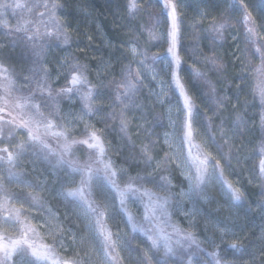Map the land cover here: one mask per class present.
Listing matches in <instances>:
<instances>
[{
    "label": "trees",
    "instance_id": "trees-1",
    "mask_svg": "<svg viewBox=\"0 0 264 264\" xmlns=\"http://www.w3.org/2000/svg\"><path fill=\"white\" fill-rule=\"evenodd\" d=\"M7 2H19L24 7L0 10V65L14 81L6 92L7 81L0 72V130L5 134L0 135V157L5 158L0 159V234L6 239L20 237L21 224L16 220L19 212V219L35 228L28 238L38 246H48L61 261H74V239L78 243L84 239L98 243V239L104 253H110L105 254L110 264H145V253L148 264H264V174L260 173L264 160V100L258 88L264 75L257 72L264 65V0H180L177 8L178 75L195 106L193 123L222 170V175L218 170L212 184L219 189L231 182L241 196L231 227L234 239L212 244L193 235L196 243L191 247L187 242L184 247L176 245L178 237L171 227L186 232L173 210L174 193L186 190L188 184L164 143V134L169 130L165 108L141 77L132 104L123 108V125L122 106L113 107L115 93L125 91L117 85L126 78L137 81L133 48L145 66L160 75L165 73V35L171 17L164 1L46 0L58 5L56 15L64 30L59 36L48 19V10L34 7L45 0ZM133 2L135 9L130 10ZM40 12H44L43 17ZM41 19L46 26L39 23ZM25 22L32 31L38 28L39 33L47 30L52 35L34 38V48L33 42L26 39L32 31H16ZM220 25L223 27L217 31ZM250 27L254 33H249ZM61 59L69 65L65 74L57 71ZM77 67L85 81L73 85L71 76L77 74ZM30 69L38 71L30 73ZM44 71L47 79L42 82L51 86L52 97L37 90L36 82ZM197 72L202 75L197 76ZM67 88L72 91H61ZM29 94L54 124L64 120L70 97L84 104L91 130L80 127L69 133L68 142L77 141L71 145L70 155L63 152L66 141L51 137L49 130L45 134L44 128L39 134L49 148L29 140L27 128L20 126L22 113L28 110L15 103L20 95ZM93 131L103 142V159L110 160L116 170V183L121 188L129 182L141 188L140 192L129 193L123 208L115 189L104 178L102 165L96 162L97 150L79 143ZM5 148L13 153L12 165L7 162ZM86 166L93 171L91 184L83 185L85 197L105 212L104 228L111 233L124 230L121 247L105 249L102 235L98 233L95 239L82 214V210L86 212L83 199L67 195L69 185L76 183L74 188H80L86 179L83 171L74 169ZM143 190L154 194L151 207L156 216L150 215L149 220L144 218L149 197ZM155 197H167L166 216L161 215ZM54 220L61 228L56 234L49 231L48 225ZM132 222L151 229L153 234L158 224L165 234H172L174 254L166 256L162 246L152 248L144 232L132 230ZM233 243L240 251L231 247ZM16 259L14 256L13 261Z\"/></svg>",
    "mask_w": 264,
    "mask_h": 264
},
{
    "label": "snow or ice",
    "instance_id": "snow-or-ice-1",
    "mask_svg": "<svg viewBox=\"0 0 264 264\" xmlns=\"http://www.w3.org/2000/svg\"><path fill=\"white\" fill-rule=\"evenodd\" d=\"M135 3L130 6V10L135 9ZM172 6V31L170 32V47L168 49L169 53L172 54L177 71L173 73L174 83L178 87L181 96L183 97V108H184V120H183V141L187 142L190 146L189 148V157L191 158L193 164L195 165V175H194V185L193 187L196 189H199L200 185L205 182V177L209 175L208 169H209V160H215L214 157H211L210 153H205L202 150H200V146L196 145L198 152L196 155H193L191 152V146L193 144V137L195 135V130L193 128V109L194 104L192 101V98L188 95L186 90L184 89L183 84L180 82V78L178 75V67H179V57L176 55V43H177V32H178V26L176 24V13H175V5ZM24 5L20 4L19 2L16 3H8L7 0H0V10H4V12H7L9 9H15V8H22ZM36 8H44L48 10V19L53 22L55 25V31L56 34L63 35L64 30L63 27L59 25L58 19H57V8L58 5L53 2L52 4H49L46 2L40 4L37 3L34 5ZM31 10V9H29ZM3 12H0V15H2ZM40 17L44 16V12L39 13ZM248 22V18H245V23ZM41 24L47 25V22L43 19L39 21ZM223 25H220L217 28V31H219L220 28H222ZM17 32H29L32 31L27 27V22L25 24H22L17 27ZM249 33H254L253 28L248 29ZM40 35L45 36H51L52 32L45 31L43 34L39 33V29L36 28L35 31H32L31 35H26V39L28 41L33 42V47L35 48L34 38H39ZM67 40V37L65 36V42ZM15 47V45H14ZM264 47V46H262ZM42 51V49H41ZM257 51L259 52L260 49L257 48ZM133 55L136 54L135 48L132 49ZM36 56L40 55V52H34ZM264 56V54H262ZM155 59V58H154ZM141 66L143 67V63H141ZM38 71V69H30V73H34ZM76 73L75 75L71 76V83L73 85H77L81 82L85 81V78L83 76V72L78 67L75 69ZM0 72L4 74V79L7 81V85L5 86V91L7 92L14 84V81L9 78L7 75L8 70L6 68H3L2 65H0ZM257 72H260L261 75H264V65L261 66V68L257 69ZM197 76L202 75L201 73L197 72ZM129 76L131 77V69L129 70ZM155 78V77H154ZM27 79V77H26ZM47 79V72L44 71L40 81L36 82L37 90L40 91V93L43 95L45 92L48 93L49 97H52L53 89L50 85H47L43 83L42 81ZM138 77L136 83L133 82L132 78H126L123 84H118L117 88L123 87L125 91L123 93L117 91L115 93L114 97V104L113 107L116 106H122V112H121V122L122 125L124 124V117H123V108L128 107L132 104V101L135 96L136 91V84L138 83ZM260 95L262 100H264V80L261 81V83L258 85ZM61 91L68 93L71 92V88L62 89ZM58 94V93H57ZM89 96H91V89H89ZM16 106L22 110L27 109V112L22 113V119L20 126L27 128L28 132V138L30 141L38 142L42 148H48L47 143L41 138V135L39 134L40 128L45 129V134L48 130L55 129V124L53 123V120L48 119L47 117H44L43 113L40 111V105L37 104L33 100V94L29 95H20L16 98ZM47 107V104L45 105ZM31 113V114H29ZM199 114H197L198 116ZM53 135L63 137L66 141L65 144V152H70L71 145L74 143H77V141H68V136L66 131H53ZM0 135H5L2 130H0ZM10 135V133L6 134ZM91 141V142H90ZM79 143L86 144L89 148H95L97 150V163L102 165V170L104 171V178L108 181L109 184L115 189L116 193L119 196V202L121 207L123 208L126 204L127 197L129 193H136L140 192L141 188H137L133 185V183L129 182L127 185H125L124 188H121L119 184L116 183L115 177L117 175L116 170L112 168V164L110 160H104V153L105 149L103 146V142L101 141V138L96 134L95 131L91 132L89 135V138L86 140L79 141ZM20 148H23V145L19 146ZM264 150V149H262ZM4 152L7 153V162L12 165L14 162V156L13 153L8 152V149H3ZM145 154H147V149H145ZM0 159H5L4 157H0ZM150 160L151 157H148ZM211 167L213 170H220V162L218 160H215L213 164H211ZM77 171H83L85 173L86 179H83L81 181V187L77 189H69L67 195L71 197H80L83 199V207L85 208L86 212L91 214L94 221L95 226L99 233L102 235L104 239L105 249L114 247V241L112 239V233L110 230H107L103 226V219L105 217V212L103 210H100L99 205H94V201H90L85 197L83 185L91 184L92 179V167L86 166L83 169H74ZM99 171V170H98ZM221 175H222V170ZM260 173L264 174V160L260 163ZM161 179H166L165 177H162ZM228 187L231 189V184L228 185ZM143 194L147 195L149 197V207L145 210V220H149V216L152 217L156 216L155 208L151 207L152 200L154 194L148 192L147 190H143ZM188 195V194H183ZM232 197L234 200H240L241 196L237 189H232ZM156 203L159 205L161 209V215L166 216V205L168 203L167 197H155ZM129 221H132L131 215L128 217ZM16 220L21 224V235L18 239H6L2 234H0V264H36V262L39 261H52V264H81L80 261H68V260H57L54 256L53 251L46 245H36V243L32 240H30L29 233H34L35 228L32 227L30 224H25L22 220L19 219V212L16 213ZM171 226V225H170ZM157 231L155 234H153L151 229L145 228L143 225H138L135 222H132V230L133 231H142L147 236L148 240L151 241V247L152 248H160L161 246L164 249L165 255H173L174 254V248L172 245V234H165L162 229L159 228V225H156ZM173 227V232L178 237V239L175 240V244L184 247L185 242H187V247H191L192 244H195V238L192 235L191 232H183L179 228ZM221 231H224V229H221ZM163 241V244H162ZM198 247V245H197ZM232 248L237 249V251H240L236 243H233L231 245ZM261 252H264V247L261 248ZM106 255H110L106 251ZM16 256L17 259L14 262L13 257ZM32 257L34 259H28V257ZM255 256V254H254ZM145 264H148V257L145 253ZM160 264V262H158ZM190 264V261H189ZM217 264H219V261H217Z\"/></svg>",
    "mask_w": 264,
    "mask_h": 264
},
{
    "label": "rangeland",
    "instance_id": "rangeland-1",
    "mask_svg": "<svg viewBox=\"0 0 264 264\" xmlns=\"http://www.w3.org/2000/svg\"><path fill=\"white\" fill-rule=\"evenodd\" d=\"M167 11L171 17V25L166 32V41L168 49L170 47V32L172 31V6L175 5L176 13V24L178 6L180 5V0H163ZM178 46V32H177V43H176V55ZM167 49V61L165 67V73L160 75L145 66L143 61L139 60V54L136 50L135 63L137 69V77L144 79L148 85L151 87L153 94L160 101V103L165 108L168 120H169V130L164 134V143L171 155L173 161L180 169L183 177L187 181L188 188L186 190L176 191L174 193V200H176V207L174 208V216H177L182 224L185 225V231L191 232L192 235L197 236L199 239L206 240L212 244L218 242H228L234 239L233 232L231 231L232 224L236 221L235 207L237 200L232 197V189H237L236 186L229 182L219 189H215L212 184V180L219 175L218 170H213L211 164L218 160L209 150L205 141L204 136L199 132L193 123V128L195 130V135L193 137V144L191 146V152L196 155L198 149L196 145L200 146V150L205 153H210L211 157L215 160H209V175L205 177V182L200 185L199 189L193 187L194 185V175H195V165L193 164L191 158L189 157V144L183 141V120H184V108H183V97L176 84L174 83L173 73L177 71L175 60L171 53ZM143 63V67L141 66ZM69 65L66 63L65 59H61V64H57L58 74L66 73ZM64 73V74H65ZM155 77V78H154ZM181 82V81H180ZM78 99L70 97V106L67 111H65L64 120L57 121L55 123V129L49 130L51 137H56L53 135V131H66L67 136L79 129L80 127H89L90 125L86 122L85 106L83 103L79 102ZM60 137V136H57ZM44 140V136L41 135ZM63 139V137H60ZM45 141V140H44ZM69 141V140H68ZM67 141V142H68ZM46 142V141H45ZM91 142V141H90ZM47 143V142H46ZM66 143V142H65ZM65 143L63 144V152L70 155V152H65ZM48 148L49 144L47 143ZM63 153V154H64ZM62 154V155H63ZM231 184L230 189L228 185ZM76 183H73L67 188H74ZM79 186V185H78ZM188 194V195H183ZM133 204V203H132ZM134 205V204H133ZM83 216L86 217L85 220L88 222L89 228L94 233L95 239L98 238L99 231L94 225L95 221L91 214L82 210ZM49 231L51 233H59L61 230L60 226L57 224L56 220L48 224ZM224 229V231H221ZM112 233V239L114 245L121 247L124 240V230L116 229ZM1 234H3L1 232ZM83 239V238H82ZM75 243L72 248L74 261H80L81 264H110L108 258L106 257L104 251L100 247V241L97 239L98 243L91 242V239H84L79 243L74 239ZM73 240V241H74Z\"/></svg>",
    "mask_w": 264,
    "mask_h": 264
}]
</instances>
